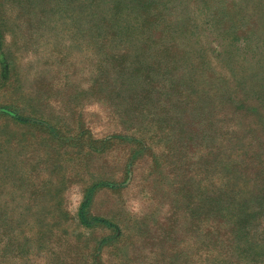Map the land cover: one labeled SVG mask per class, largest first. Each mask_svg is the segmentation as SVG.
<instances>
[{"label":"rangeland","instance_id":"obj_1","mask_svg":"<svg viewBox=\"0 0 264 264\" xmlns=\"http://www.w3.org/2000/svg\"><path fill=\"white\" fill-rule=\"evenodd\" d=\"M119 1L0 0V264H207L195 261L197 192L181 202L171 143L103 79L98 53L114 63L127 37L137 45L145 18L132 8L112 28ZM169 7L166 22L179 18L190 46L222 66L214 86L223 100L235 94V107L248 110L241 117L264 122V0ZM194 91L205 111L218 108L213 94ZM85 204L89 220L110 223H84Z\"/></svg>","mask_w":264,"mask_h":264},{"label":"trees","instance_id":"obj_2","mask_svg":"<svg viewBox=\"0 0 264 264\" xmlns=\"http://www.w3.org/2000/svg\"><path fill=\"white\" fill-rule=\"evenodd\" d=\"M170 4L173 0L118 2L115 18L108 20L112 28L124 21L119 12L129 13L132 8L137 11L136 18L143 12L145 18L140 23L137 45L127 37L124 50L112 57L114 63H104L102 52L98 53L103 79L119 88L117 95L126 98L129 106L137 107V118L150 122L154 119V136L163 131L171 143L167 145L166 158L178 170L181 202L194 186L195 261L206 256L207 264H264V122L251 118L249 112V117H241L238 109H247L235 107V94L223 100L221 86H214V81L222 77V66L190 46L195 38L193 33H188L187 38L191 28L178 23L179 18L173 19L176 27L166 22L172 12ZM219 17L224 18V14L219 13ZM161 19H165L167 27L165 41L159 37ZM224 21L228 22V18ZM241 30L235 32L237 41ZM249 30L250 26L244 33ZM197 63L205 65L202 71L210 80H202L205 74ZM195 86L201 94H213L218 108L205 111ZM130 110L124 109L123 115H132ZM133 117L132 127L136 128L138 120ZM249 127L256 128V132L246 133ZM85 206L81 211L84 223H110L100 217L89 220Z\"/></svg>","mask_w":264,"mask_h":264}]
</instances>
